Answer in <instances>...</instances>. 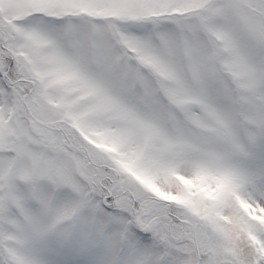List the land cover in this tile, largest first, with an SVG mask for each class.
<instances>
[{"label":"snow or ice","instance_id":"1","mask_svg":"<svg viewBox=\"0 0 264 264\" xmlns=\"http://www.w3.org/2000/svg\"><path fill=\"white\" fill-rule=\"evenodd\" d=\"M0 264H264V0H0Z\"/></svg>","mask_w":264,"mask_h":264}]
</instances>
